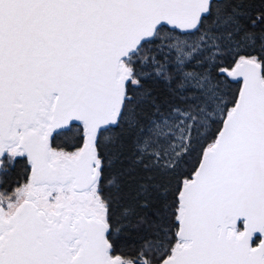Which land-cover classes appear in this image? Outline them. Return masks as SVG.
I'll return each instance as SVG.
<instances>
[{
	"label": "snow or ice",
	"instance_id": "1",
	"mask_svg": "<svg viewBox=\"0 0 264 264\" xmlns=\"http://www.w3.org/2000/svg\"><path fill=\"white\" fill-rule=\"evenodd\" d=\"M0 264H264V0H0Z\"/></svg>",
	"mask_w": 264,
	"mask_h": 264
}]
</instances>
